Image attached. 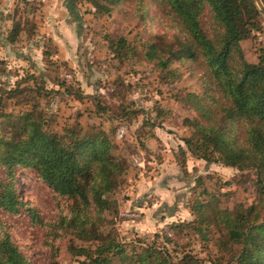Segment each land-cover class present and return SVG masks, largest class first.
Returning <instances> with one entry per match:
<instances>
[{"label":"rangeland","instance_id":"374dc122","mask_svg":"<svg viewBox=\"0 0 264 264\" xmlns=\"http://www.w3.org/2000/svg\"><path fill=\"white\" fill-rule=\"evenodd\" d=\"M64 1L0 0V131H7L10 116L35 110L49 130L63 133L79 124L81 132L102 133L122 171L108 193L109 209L98 214L90 208L91 235L115 237L129 256L152 245L167 264L233 263L240 245L229 239L218 211L256 204L257 175L254 168L224 164L216 152L209 161L195 156L184 143L194 131L185 119L199 116L183 97L204 95L209 76L203 60H171L164 68L149 58L147 43L175 47L176 30L151 2L142 19L147 0H121L101 12L92 0H75L78 19ZM258 20L261 28L239 43L252 63L264 50L261 12ZM207 21L206 13L205 30ZM118 37L133 52L116 55L110 44ZM14 170L17 196L37 218L25 207L0 206V232L10 233L33 264H78L84 259L79 248L97 238L74 236L63 224L72 201L34 170ZM0 177L6 178L1 166ZM260 211L256 216L263 219L264 204Z\"/></svg>","mask_w":264,"mask_h":264},{"label":"trees","instance_id":"16d2710c","mask_svg":"<svg viewBox=\"0 0 264 264\" xmlns=\"http://www.w3.org/2000/svg\"><path fill=\"white\" fill-rule=\"evenodd\" d=\"M120 1L92 0L97 12L109 11ZM138 2L142 4L143 0ZM149 2L176 30L175 47L165 49L147 43L149 58L158 59L164 68L171 60L194 63L202 59L209 76L203 96L188 93L183 97L199 116L185 119L194 131L183 138L184 143L195 156L209 161L216 152L224 164L254 168L257 175L256 204L238 211H218L229 239L240 245L231 264H264V217L256 216L264 204V50L252 63L243 57L239 46L252 30L261 28L259 9L254 0H147L142 19L147 17ZM64 5L75 19L79 18L75 0H65ZM206 13L209 30L202 25ZM110 46L119 57L134 50L123 37L111 40ZM220 114L222 124H217ZM7 128L0 131V166L6 176L0 177L2 208L18 211L25 207L37 218L19 199L13 183L16 166L32 169L41 181L72 201L70 218L62 220L71 228L70 232L77 237L97 238L93 246L79 248L84 259L78 260V264H167L152 245L129 256L115 237H105L104 233L91 235L87 229L93 224L89 216L91 207L98 214L109 209L108 193L122 171L105 135L81 132L79 124L66 127L63 133L49 130L43 116L35 110L10 116ZM234 129L239 130V139ZM198 204L197 210L202 212L204 203ZM199 225L197 229L202 232ZM116 257L119 263H115ZM0 264H33L6 231L0 232Z\"/></svg>","mask_w":264,"mask_h":264},{"label":"water","instance_id":"95a60500","mask_svg":"<svg viewBox=\"0 0 264 264\" xmlns=\"http://www.w3.org/2000/svg\"><path fill=\"white\" fill-rule=\"evenodd\" d=\"M254 2H255L256 5L258 6L259 11H260V12L263 14V16H264V7H263L261 1H260V0H254Z\"/></svg>","mask_w":264,"mask_h":264}]
</instances>
